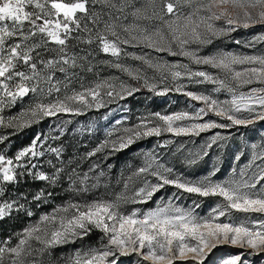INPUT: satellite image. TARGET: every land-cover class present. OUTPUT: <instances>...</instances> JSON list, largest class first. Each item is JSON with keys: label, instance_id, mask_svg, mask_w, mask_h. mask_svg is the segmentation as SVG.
Returning a JSON list of instances; mask_svg holds the SVG:
<instances>
[{"label": "snow or ice", "instance_id": "snow-or-ice-1", "mask_svg": "<svg viewBox=\"0 0 264 264\" xmlns=\"http://www.w3.org/2000/svg\"><path fill=\"white\" fill-rule=\"evenodd\" d=\"M92 2L108 4L109 0ZM154 2L155 0H149V4ZM88 3L89 0H0V22H11V27L7 23L0 24V127L11 128L15 134L46 117H54L60 113L80 114L84 108L103 107L101 90H104V94L109 98L115 93V96L121 99L140 91L139 87L125 83L119 77H113L97 83L92 88L73 91L63 99L57 96L48 103L37 102L19 116L8 117L5 121L2 113L6 107L30 92L46 91L47 95L59 93L60 81L55 80L56 72L65 74L67 78L69 70L78 66V59H87L69 52V40L90 45L94 39L99 40L103 53L117 58V62L107 63H111L112 67L131 80L142 81L143 88L158 95L167 94L169 91L182 92L203 106L192 114L153 113L141 118L139 123L122 129V133L115 139H110L113 133L109 132V138L87 153L88 157L95 156L105 149L111 152L122 151L139 139L160 137L164 133L199 136L200 133L215 128L248 126L257 121H264V54L246 55L218 50L201 55L205 47L229 38L239 29L258 25L264 27V0H175V3L163 4V14L153 9L152 17L147 16L145 10L135 8L131 13L133 23L118 24L117 21L121 17L117 16L113 20L109 14V21L104 23V30L97 31L95 37H92V29L87 23L81 25L85 17H88L94 26L99 19L95 12L89 15ZM28 6H31L33 11H27ZM111 7L123 12L127 4L125 0H121L119 7L114 3ZM182 8L187 11H180ZM78 13L83 15L78 18ZM168 14L171 19H165ZM151 18L161 21V26L149 30L135 22ZM26 22L29 25L27 31L24 29ZM74 32L77 34L73 35ZM121 32L126 35L122 36ZM36 37L39 39H34ZM10 40L15 42L8 43ZM257 41H264V33L249 41L247 46L255 47ZM50 43H54L56 47L49 48ZM236 43L239 44L240 41ZM122 45L148 51L137 55L135 52H127ZM38 49L54 53V57L45 60ZM33 52L36 53L35 61ZM122 52L125 56L139 61L140 66L133 67L118 62ZM152 52L157 55H151ZM160 54L183 57L188 62L179 59L169 61ZM20 63L28 67L27 73L17 70ZM38 63L41 65L39 69ZM144 66L153 70V76L146 74ZM194 66H207L216 72L213 74ZM88 70L91 71V67ZM157 79L160 83L154 82ZM168 80L172 81L171 86L165 83ZM184 80L189 84L207 83L215 87L210 93L189 91V84L182 83ZM42 81L48 86L46 90L39 87ZM245 86L251 87L243 91ZM221 92L228 93L230 98L218 99L216 94ZM210 113L227 123L205 120L204 117ZM7 139L8 136L0 135V143ZM220 139L223 137L216 133L210 138L206 148L210 149ZM169 143L171 141H164V145ZM43 144L41 135H36L29 146L16 153L15 163L12 158L6 159L0 154V197L6 194L5 184L17 182L18 168H27L28 174L37 180L47 181L52 186L58 183L63 169H56L52 175L39 170L32 172V169H38V164L32 163L33 158L39 159L45 155ZM251 148L254 150L252 162L259 159L264 163V145L252 144ZM257 148H260V151H255ZM47 150L55 153L57 157L62 151L61 148L53 147ZM203 154L208 153L205 150ZM241 155L243 153L235 159L240 160ZM195 162L188 161L189 164ZM245 167H251V164ZM257 167L259 170L251 176L241 169L240 179L214 181L211 177L218 171L215 169L209 176L190 180L175 174L174 170L161 163L155 154L146 153L144 165L127 178L124 191L117 193L113 199L97 198L84 202L69 200L64 205H58L52 212L42 214L38 221L15 233L17 243L14 246H8L12 236L0 239V264H4L6 256L9 264H42L37 257L46 253L50 256L53 248L83 240L97 230L102 233L100 246L85 251L77 250L67 258V264H116V260L109 261V257H116L117 253L128 255L130 252L137 253L149 264H175L176 261L187 260H191L193 264H203L208 253L223 243L250 248L255 254L264 253V184H261L264 182V167ZM233 172H236L235 168ZM104 175L101 171L94 177L95 183L91 187H98L100 177ZM73 176L79 179L81 187H76ZM133 176L141 179L142 186L129 197L126 192ZM148 177L154 178L155 182ZM89 179L87 173L80 177L73 169L69 175L70 187L74 192H87ZM258 184L261 188L255 191ZM166 186L181 190V195L188 193L205 198L219 197L221 202L211 208L206 216H199L195 214V208L200 207L199 203L194 201L192 209L177 206L173 199H179V195L173 193L166 202L158 203L155 208L147 211L140 208L122 211V206L128 203H148ZM51 195L52 193H45L44 189H41L33 199H43L46 202ZM19 199L26 197L21 195L15 200H0V220L10 216L13 211H25L28 216L33 215L25 204L19 203ZM161 200L163 201V198ZM233 212L244 213L246 218L239 222L233 221L230 219ZM250 216L256 218L247 219ZM222 217L226 219L222 221ZM240 262L241 255H234L224 259L222 264Z\"/></svg>", "mask_w": 264, "mask_h": 264}, {"label": "rangeland", "instance_id": "rangeland-1", "mask_svg": "<svg viewBox=\"0 0 264 264\" xmlns=\"http://www.w3.org/2000/svg\"><path fill=\"white\" fill-rule=\"evenodd\" d=\"M67 2V0H66ZM165 2H173L175 3V0H155L154 4H149V0H125V3L127 4V7L124 8L123 12L117 11L116 8H112L111 4H116L118 7L121 4V0H109L108 4H104L101 2L93 3L92 0H89L88 3V10L89 15L91 13L95 12L98 14L99 19L97 21V24L94 26L89 20L88 17H85L86 19H83L81 21V24L83 22H89L90 26L89 28L92 29V37L96 36L97 31H103L104 30V23L108 22L107 19L104 20V15L109 16L111 14L112 19H115L117 16L125 19L124 17H127L126 19L129 22L124 25H129L133 23V17L131 13L135 8H141L142 10L146 11V15L149 17H152L153 9H155L156 12L162 13L163 4ZM27 11H33V8L31 6H28L26 8ZM180 11H187L186 8L180 9ZM81 15H78V17ZM171 15H165V19H171ZM138 23L141 27H147L149 30L161 26V21L155 18L151 19H140L135 21ZM7 23L9 27H11V22H0ZM29 28L28 23L26 22L24 24V29L27 31ZM261 33H264V27L256 26L249 29H241L239 33H237L234 37L230 36L229 38L218 40L214 42L213 45H209L205 47L201 55H207L216 51H230L237 54H246V55H259L264 54V41H257L255 43V47H249L247 46L249 41H253L254 38ZM77 33H73V35H76ZM81 35H87L85 33H81ZM126 35V34H124ZM111 39V37H109ZM71 41V40H70ZM236 41H240V43H236ZM15 41L10 40L8 43H13ZM76 45H79L83 49V55L82 57H87V59H80L84 65H80L77 69L75 74L72 75L70 72L68 73V76L66 78L65 74L63 73H56L57 76H55V80L60 81L58 87L60 88V92L56 93L53 92L51 95H47L45 92H40L39 90L36 93H29L30 96L27 100H24L19 105V109L15 111V108L13 107L14 104H12L9 107H6L2 113V115L5 118V121H7L8 117H14L19 116L22 112L27 111L31 106H33L37 102H43L48 103L50 101H53L56 99L57 96H59L61 99L64 98L65 95H70L73 91L79 92L86 88H92L97 83H100L104 80H110L113 77H119L120 80H123L125 83L132 84L134 86L142 85V81H134L128 78L125 74L121 73L118 69L111 66V63L117 62V58L111 56V54H105L100 50V42L99 40L94 39L93 43L94 45H99L100 52L98 51L97 54H88L84 48V44L88 46L87 43H77V41L74 40ZM122 48L126 49L127 52H135L137 55L142 54L144 51H148L146 49H139L132 46H124L122 45ZM88 51V50H87ZM151 55L156 56L157 54L155 52H152ZM163 56L164 59L169 61H176L177 59L181 60L182 62L187 63V59L183 57H171L166 54H160ZM111 62V63H107ZM120 63L127 64L133 67L140 66L139 61L133 60L129 56H125L122 52L121 57L119 59ZM106 64H109L110 67L108 69L102 68V66L105 67ZM94 65V66H93ZM101 66V67H100ZM94 68V73L89 72L88 68ZM198 67L199 70H207L215 74L216 70L208 68L207 66H194ZM41 68L40 65H38V69ZM18 71H24L28 72V67L25 68L24 65L18 64L17 66ZM144 71L146 74L151 77L153 76L154 72L152 69L146 68L144 66ZM88 73V74H87ZM55 80L53 81L55 83ZM72 80V82H71ZM133 81V82H131ZM156 83H160L159 79L154 81ZM165 83H167L169 86H171L172 81L168 80ZM182 83L189 84L187 80L182 81ZM162 86V85H161ZM42 89H47V84H45L43 81L39 85ZM214 85L211 84H203V85H196V84H189L187 90L189 91H195V92H204V93H210L212 89L214 88ZM248 87L251 86H245L243 91H247ZM144 90L149 91L148 89L144 88ZM175 92L171 91L164 95H158L152 91L149 93H144L148 96V99H151L154 95L159 100H166V98L170 97V93ZM178 93V92H176ZM182 93V92H181ZM143 94V93H142ZM227 94V95H226ZM101 96L104 101H108L110 98L104 94V90H101ZM182 96V95H181ZM180 96V97H181ZM32 97L30 100L29 98ZM183 97V96H182ZM187 97V96H186ZM216 97L220 100L228 99L230 98L229 94L226 92H221L216 94ZM125 103L123 101L119 102L117 101L115 104H111L109 111L107 112V116L110 114L112 115L110 120L107 124H110L115 121H120L121 119L127 118L125 111L127 108H121L124 106ZM203 105L198 102L191 100L189 97L187 99L181 100L179 110L169 113H161V114H171L175 112H189L190 114L194 113L199 107H202ZM96 108V107H95ZM145 115L149 116L151 115V111H144ZM205 120H215L218 123H227V121L222 120L221 118L215 116L214 114H209L208 116L204 117ZM139 123V121H138ZM9 130V128H3L0 127V135H3ZM216 133H219L223 139L218 140L213 146L208 149L206 148L207 144L210 142V138L215 135ZM168 140L171 141V143L164 146V148L161 150V146L164 145V141ZM252 144L257 145H264V121H257L254 124L248 125V126H233L230 128H215L211 129L209 131H205L200 133L199 136L195 135H189V136H183L179 139H173V137L167 136L166 139L163 140H154L150 144L149 147L145 148L141 152V165H144L145 160V154L146 153H153L155 154L161 163H164L167 167H170L174 170V173L177 175H183L185 178L190 180H198L202 179L205 176H209L211 172H213L215 169H218L216 171L215 176H212L211 179L214 181H226L230 179H240V170L244 169L248 176H251L252 173L257 172L259 169L257 166L264 167V163L261 162V160H256L252 162V153L253 149L251 148ZM207 151V155H204V151ZM255 151H260V148H257ZM241 155L240 160H236L235 157L237 155ZM0 154L4 155V153L0 150ZM189 160H195V163L189 164ZM251 164V167L246 168V165ZM236 169V172H233V169ZM247 178V176L245 177ZM148 179H151L153 182H155V179L152 177H149ZM261 184H264V182H261ZM261 188V185L258 184L255 191H259ZM181 190L176 189L174 186H166L161 191L157 192L152 200L148 201V204L142 205L138 208H140L142 211H147L150 208H155L157 204H162L163 202H166L170 197L173 196V193H176L179 195V199H173V203L177 206L183 207L185 209H192L194 208V201L196 203H199L200 207L195 208V214L199 216H206L211 208H213L217 203L221 202V198L219 197H199L194 194H188L183 193L180 194ZM163 198V201L161 200ZM144 206V207H143ZM137 208V207H136ZM135 209V208H133ZM245 214L240 212H233L230 219L236 222H239L240 220H244ZM255 216H250L247 219L252 220L255 219ZM225 217H222L221 220H225ZM102 233L96 232L94 233L95 242L94 243H83L81 248H78L79 250L85 251L88 248L91 247H99L100 246V237ZM77 251V250H76ZM75 251V252H76ZM146 251V249H145ZM234 255H241V262L240 264H264V253L255 254L253 253V250L250 248H241L239 246H233L227 243H223L219 245L218 247L212 249L207 257L205 258L203 264H222V261L228 257L234 256ZM112 259L116 260V264H149V262L142 260L141 256L137 253L130 252L128 255H120L119 253L116 254V257H109V261ZM175 264H193L191 260L187 261H176Z\"/></svg>", "mask_w": 264, "mask_h": 264}, {"label": "trees", "instance_id": "trees-1", "mask_svg": "<svg viewBox=\"0 0 264 264\" xmlns=\"http://www.w3.org/2000/svg\"><path fill=\"white\" fill-rule=\"evenodd\" d=\"M78 15L83 14L78 13ZM103 18L109 21V16L104 15ZM130 19L121 18L117 23L126 24ZM84 23L87 22H83L81 25L83 26ZM87 24L89 27L90 23L88 22ZM117 30L120 31L119 28ZM240 30L233 32L231 36L234 37ZM124 34L121 32L122 36ZM34 39L38 40L39 37ZM68 44L70 53H75L77 57H82V47L76 45L74 40H69ZM83 46L86 48L84 52H88L87 55H99L97 54L98 51L100 52L98 50L99 45L92 43L90 45L88 44V46L86 44ZM48 47L55 48L56 45L50 43ZM38 51L42 52V58L45 60L54 57V53L43 52V49H38ZM32 55L35 61L37 59L36 53L33 52ZM77 63L78 66L76 68L69 70L71 74L76 72L80 65H84L80 59H78ZM20 64L23 65L22 63ZM38 65L40 64H37V68ZM24 66L25 68L27 67L26 65ZM108 67H110L109 64H106L105 67L102 66L104 69H108ZM94 71L95 69L91 68L89 72L94 73ZM136 87H139L140 91L134 93L132 96H126L123 99L120 98V101L125 103L121 108H127L125 111L123 110V112H126L127 118L121 119L120 121L107 124L112 116L110 114L106 117L110 105L115 104L117 101L119 102V97H116L114 93L112 98L103 102V107L84 108L80 114L60 113L54 117H46L40 120L39 123H34L30 127L23 128L15 132V134H13L11 128L3 134L8 136V139L0 143V150L4 153L6 159L12 158L14 160L16 153L24 147L29 146L33 138L39 134L44 140L42 150L45 152V155L39 159L33 158L32 163L38 164V169H32V172L39 170L48 175H52L56 169H63L60 180L55 186L50 185L47 181L35 179L33 175L28 174L27 168H18L17 182L4 185L6 194L4 197H0V200H15L23 195L26 199H19V203L25 204L33 213L32 216H28L25 211H13L10 216L0 220V239L12 236L11 243L8 245L9 247L17 243L15 233L22 231L28 224L38 221L42 214L52 212L58 205H64L69 200L84 202L97 198L113 199L117 193L124 191V184L127 178L132 176L136 169L143 166L140 161L141 152L149 147L152 141L163 140L167 136L173 137V139L182 137L175 136L171 133H164L160 137L152 136L139 139L122 151L111 152L105 149L102 152L96 153L95 156L88 157L86 155L106 138H109V132L113 133L110 139H115L116 136L122 133V129L131 127L137 124L141 118L147 117L148 115L146 116L144 111H151V114L156 112L169 113L178 111L181 100L187 99L183 93L172 92L166 100L159 101L155 95L147 100L148 96L144 93H149L150 91L144 90L141 85H137ZM217 94L219 95V93ZM27 96H30V94ZM27 99L28 97L26 96L18 99L13 106L15 111L19 109L21 102ZM29 99L31 100L32 97ZM164 146L166 145L161 146V150ZM49 147L61 148L60 156L57 157L55 153L49 152L47 150ZM94 165H98V167H93ZM73 169H75V172L80 177L85 173L90 177L88 181L89 190L87 192H74L70 187L71 181L69 180V175L72 174ZM90 169L92 171H89ZM101 171L105 175L100 177L99 186L91 187L95 183L94 177L98 176ZM21 172L24 175H19ZM72 178L76 180V187H81L79 179L76 176ZM141 186V179L133 176L132 181L129 182L126 195L132 197L135 190ZM41 189H44L45 193H52L46 202L43 199L40 201L33 199V196L39 193ZM146 204L128 203L122 206V211L128 212L133 208H138ZM96 232L98 233L99 231H93L88 237H85L83 240H78L75 243L57 246L51 250L50 256L46 253L42 257H37V259L42 261V264H67V258L76 250H79L78 248H81L84 242H95L94 233ZM4 264H9L7 256L5 257Z\"/></svg>", "mask_w": 264, "mask_h": 264}]
</instances>
